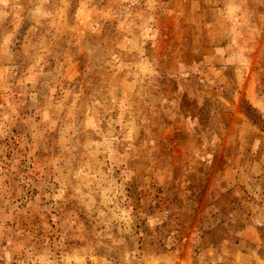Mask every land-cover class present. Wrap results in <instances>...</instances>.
Instances as JSON below:
<instances>
[{"label": "rangeland", "instance_id": "rangeland-1", "mask_svg": "<svg viewBox=\"0 0 264 264\" xmlns=\"http://www.w3.org/2000/svg\"><path fill=\"white\" fill-rule=\"evenodd\" d=\"M235 2L0 0V264L264 262V4Z\"/></svg>", "mask_w": 264, "mask_h": 264}, {"label": "clouds", "instance_id": "clouds-1", "mask_svg": "<svg viewBox=\"0 0 264 264\" xmlns=\"http://www.w3.org/2000/svg\"><path fill=\"white\" fill-rule=\"evenodd\" d=\"M233 2V0H232ZM238 3L240 5V23L244 24L247 19V9L249 4H264V0H238ZM261 23H264V20H261ZM148 31H151V29H148ZM159 35V32L153 33V35L150 37L152 40H156ZM195 70V69H194ZM186 75V74H185ZM179 91L182 93L184 90L183 88H180ZM171 103L173 105L177 104L176 100H172ZM251 108L255 110V116H249L247 113V116L250 120H252L253 123L259 124L261 121H264V114H262L259 110H257L253 105L249 104ZM181 121L189 128V130L192 132V136H196V129H197V121L189 118L187 121L184 120L183 116L180 117ZM219 140V137L213 136L209 138L208 136L203 137L202 143L199 142V144L194 143L196 146L189 147L187 152L185 153V158L190 161L192 165H200L201 168L199 170H206L208 175H211L217 170V164L216 160L218 159L217 156L213 155L215 146ZM154 143V141L152 142ZM129 212H131V209H129ZM196 212H199V209H196ZM159 221L149 218L148 223L150 226H155ZM253 227H258L264 229V224H260L259 221L255 222ZM12 257L11 251H5V258L10 261ZM74 259L79 260V257H75ZM214 264V262H213ZM261 264H264V262H261Z\"/></svg>", "mask_w": 264, "mask_h": 264}]
</instances>
